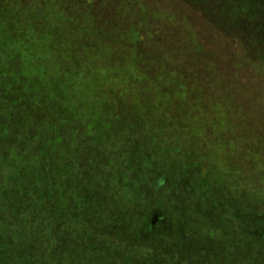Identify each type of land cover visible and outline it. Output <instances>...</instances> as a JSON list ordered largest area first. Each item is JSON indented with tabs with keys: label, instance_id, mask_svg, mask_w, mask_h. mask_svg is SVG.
<instances>
[{
	"label": "trees",
	"instance_id": "16d2710c",
	"mask_svg": "<svg viewBox=\"0 0 264 264\" xmlns=\"http://www.w3.org/2000/svg\"><path fill=\"white\" fill-rule=\"evenodd\" d=\"M238 9L243 15L233 23L248 33L247 43L258 54L243 50L244 61L231 65L218 63L197 44L186 19L160 9L158 0H26L0 8V238L10 249L15 244L23 256L44 262L45 251L41 256L34 246L49 238L55 249L59 234L53 227L59 220L92 228L101 223L122 247L128 238L137 242L142 228L124 241L116 216L128 205V173L140 168L159 172L165 166L178 178L192 172L198 186H208L202 184L206 174L221 172L237 191V203L247 202L244 194L259 195L262 175L257 187L253 177L242 179L256 175L253 167L264 170V96L256 90L264 87V21L256 18L258 6ZM235 37L245 47L244 36ZM252 73L262 78L250 90ZM244 91L261 107L248 121L232 97ZM180 106L184 112L176 110ZM120 177L121 193L106 196L100 190ZM254 212L241 208L237 216L245 224L264 223ZM263 227L256 224L258 231ZM199 230H207L209 237L202 240L214 246L199 250L193 242L185 255L190 261L208 264L213 257L227 264H264L253 244L243 259L228 258L229 246L245 239L220 244L210 225L193 228L195 234ZM159 234L151 246L135 250L147 255L184 245ZM62 255L71 264L92 259L88 250ZM12 264L23 263L17 257Z\"/></svg>",
	"mask_w": 264,
	"mask_h": 264
},
{
	"label": "rangeland",
	"instance_id": "374dc122",
	"mask_svg": "<svg viewBox=\"0 0 264 264\" xmlns=\"http://www.w3.org/2000/svg\"><path fill=\"white\" fill-rule=\"evenodd\" d=\"M16 1L23 2L26 0H0V8L10 6V4H14ZM158 1L160 9L170 11V13L180 20L186 19L187 25L191 27L190 30L197 37V44L204 47L206 52H213L218 63H241L244 61L242 57H245L243 50L247 54L246 49L254 57L258 54V50H252L249 47L252 43H247L249 41L248 33L242 28L236 27L233 22H237V15H243L238 8H243L245 5L258 6L256 18L264 21V0H230L225 11H222L225 7L223 8L221 5L226 0ZM237 10L238 12H236ZM226 20L228 22L225 24ZM235 34L240 37L244 36L245 47L242 44L241 46L238 45ZM3 37L4 34H1L0 39L2 40ZM227 54L231 55L229 59L227 58ZM1 64H3V59H0ZM248 78L250 80L247 81V88L252 90L257 87L256 82L262 77L252 73L251 77ZM235 87L237 88L236 91L243 90L240 87ZM256 90L260 91L264 96V87H257ZM246 94L247 92L244 91L238 97L234 95L232 97L235 102L239 100L238 106L235 109L248 121L260 115L261 107H259L260 105L257 107L253 103L251 95L248 96ZM242 95L243 100H240ZM179 109L182 110L181 106L176 108L177 111ZM182 111L181 113L184 112ZM173 114H175L174 110ZM252 133L255 135L259 134L258 131H252ZM157 150L158 147L156 146ZM237 158L238 156L232 158V165H236ZM253 160H256V158ZM244 163L246 165L250 164ZM249 168L250 165L246 167V173H248ZM253 168L251 169L253 171L250 172L256 173V175L247 174L243 177L242 181L246 182L253 177L254 186L257 187L261 175L264 178V170L258 172V167ZM123 169L124 167L121 168L118 174ZM129 170L131 173L133 172L131 169ZM140 171V173L137 172L136 174L134 172L132 174L128 173V184L126 185L128 187L124 194L128 198V205L116 216L122 222L121 235L124 241L126 237H132V232L139 231L140 227L142 228L138 243L132 238H128L124 242L125 247L119 246L113 235L100 228L101 223L96 224L98 227L92 228L85 222H78L74 226L72 223L66 224L59 220V223L53 227L57 229V234H59L55 239V249L52 248L53 240L49 238L42 240H47V243L34 246L41 256L42 252L45 251L43 255L46 258L42 259L44 262L40 264H71L72 260L62 255L65 250L68 253L76 254H82L88 250L92 259L85 264H150L152 260H155V264H162L160 262L168 264H196L197 262H192L185 256L189 255L190 249L193 251V242L199 250L206 245L213 247L214 244L208 240L206 244L202 240L204 237H209L208 232H206L207 230H202V233L199 230V233L195 234L193 228L209 225L213 230L214 238L218 239L217 242L220 244H224L227 241L234 242V240L235 242H239L238 238L248 241L234 247L229 246L231 250L229 259L232 256L235 261L236 259H243L244 255L247 256L248 252H250L248 250H250L253 244V246H256L254 249L255 257H262V261L264 262V254L262 252V248L264 249V227L260 231L256 229V224L261 226L264 223L260 221L262 223L260 224L249 220L248 224H245L244 220H239L237 216L241 208H251L255 210L254 214H260V219L264 220V188L258 191L259 195L257 197L252 198L253 193L244 194L245 198L248 199L247 202L237 203L235 196L237 191L234 194L231 188V186L233 187L232 182L228 176L221 172L211 173L210 171L211 174H206L207 176L203 177L202 181V184H208V186H198L195 182L196 176L194 175V177L192 172L186 173V177L178 178L174 174H168L165 166H162L159 172H149L147 168H140ZM108 184V187L105 186V188L100 189L106 192V196H110L112 193L119 194L121 193V188H124L121 177L119 180L109 181ZM237 189L242 192L240 188ZM259 198L261 199L260 203L256 202ZM202 199L203 201H201ZM235 208L238 210H234ZM174 214L177 215L178 219L173 218ZM6 216L8 214L4 217ZM170 222H173L174 225ZM43 230L45 231L46 229L43 228ZM118 231L120 233V230ZM159 233L165 234L166 238L170 241H184V245L180 249H162L159 247L156 252L154 250L148 251L147 255L135 250L137 246H141L143 243H148L151 246L153 236H158L160 235ZM214 238L211 239L214 240ZM7 244L8 242L0 238V251L2 252L3 250V253H0V264H12V259H16L17 257L20 258L23 264L38 263L29 257L23 256L21 252L16 251L15 244H13L11 249ZM91 244H93V247H89ZM49 252H55L53 253L55 256L50 258ZM145 255L146 257L143 262H140V258ZM214 255L218 256L216 253ZM221 260L225 259L216 261L215 258L209 257L208 264H227Z\"/></svg>",
	"mask_w": 264,
	"mask_h": 264
}]
</instances>
